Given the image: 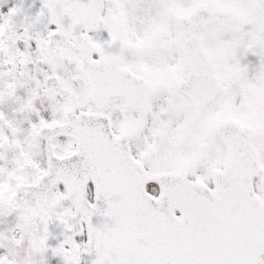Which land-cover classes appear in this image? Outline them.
I'll return each mask as SVG.
<instances>
[{"label":"snow or ice","instance_id":"snow-or-ice-1","mask_svg":"<svg viewBox=\"0 0 264 264\" xmlns=\"http://www.w3.org/2000/svg\"><path fill=\"white\" fill-rule=\"evenodd\" d=\"M0 264H264V0H0Z\"/></svg>","mask_w":264,"mask_h":264},{"label":"rangeland","instance_id":"rangeland-1","mask_svg":"<svg viewBox=\"0 0 264 264\" xmlns=\"http://www.w3.org/2000/svg\"><path fill=\"white\" fill-rule=\"evenodd\" d=\"M5 10H6V8H5Z\"/></svg>","mask_w":264,"mask_h":264}]
</instances>
